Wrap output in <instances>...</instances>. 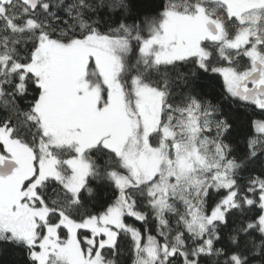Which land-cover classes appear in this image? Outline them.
<instances>
[{"label": "snow or ice", "instance_id": "1", "mask_svg": "<svg viewBox=\"0 0 264 264\" xmlns=\"http://www.w3.org/2000/svg\"><path fill=\"white\" fill-rule=\"evenodd\" d=\"M0 264H264V0H0Z\"/></svg>", "mask_w": 264, "mask_h": 264}, {"label": "trees", "instance_id": "2", "mask_svg": "<svg viewBox=\"0 0 264 264\" xmlns=\"http://www.w3.org/2000/svg\"><path fill=\"white\" fill-rule=\"evenodd\" d=\"M127 255V253H125Z\"/></svg>", "mask_w": 264, "mask_h": 264}]
</instances>
